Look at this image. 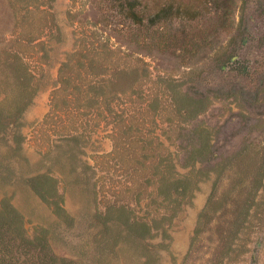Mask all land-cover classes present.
<instances>
[{
    "label": "rangeland",
    "instance_id": "rangeland-1",
    "mask_svg": "<svg viewBox=\"0 0 264 264\" xmlns=\"http://www.w3.org/2000/svg\"><path fill=\"white\" fill-rule=\"evenodd\" d=\"M4 211L13 264H264V0H0Z\"/></svg>",
    "mask_w": 264,
    "mask_h": 264
},
{
    "label": "trees",
    "instance_id": "trees-1",
    "mask_svg": "<svg viewBox=\"0 0 264 264\" xmlns=\"http://www.w3.org/2000/svg\"><path fill=\"white\" fill-rule=\"evenodd\" d=\"M132 18L134 20L137 19V15L136 13H134V11L132 12ZM197 153H199L200 155L201 153V149L200 151H197ZM178 184L180 185V187L178 188V190L185 195L188 192L189 189V183L188 182H178ZM8 214V211H4V212H0V220H5L6 221V215ZM206 217V215H205ZM0 256L2 258V260L0 261V264H13V260L10 258V256H14L13 254H11L10 252L11 250V245L9 246L10 248H8V251L6 250V245L4 243H0ZM13 246V245H12ZM33 246V245H32ZM22 251H18V255H21L22 258L24 260L21 261V257L19 258L20 264H36L35 260L38 261L39 264H54L56 263V260H54L53 258H49L47 257L45 254L39 257H35L36 253L40 252L43 250V248L40 245L34 246L33 248H23L21 247ZM65 264V262H64ZM70 264V263H69Z\"/></svg>",
    "mask_w": 264,
    "mask_h": 264
},
{
    "label": "flooded vegetation",
    "instance_id": "flooded-vegetation-1",
    "mask_svg": "<svg viewBox=\"0 0 264 264\" xmlns=\"http://www.w3.org/2000/svg\"><path fill=\"white\" fill-rule=\"evenodd\" d=\"M239 59H240V57H238V56H235L234 58H232V63H235V62H237V61H239Z\"/></svg>",
    "mask_w": 264,
    "mask_h": 264
}]
</instances>
